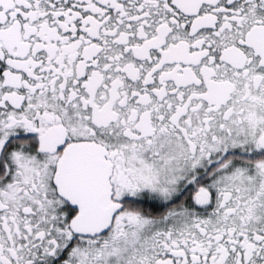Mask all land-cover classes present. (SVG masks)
Masks as SVG:
<instances>
[{
  "label": "snow or ice",
  "instance_id": "obj_1",
  "mask_svg": "<svg viewBox=\"0 0 264 264\" xmlns=\"http://www.w3.org/2000/svg\"><path fill=\"white\" fill-rule=\"evenodd\" d=\"M0 264H264V0H0Z\"/></svg>",
  "mask_w": 264,
  "mask_h": 264
}]
</instances>
